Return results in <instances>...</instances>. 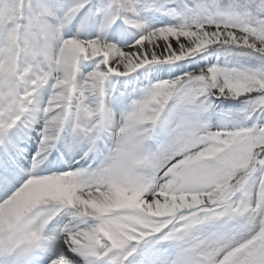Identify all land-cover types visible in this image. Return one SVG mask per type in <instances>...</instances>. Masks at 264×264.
Wrapping results in <instances>:
<instances>
[{
  "label": "snow or ice",
  "instance_id": "obj_1",
  "mask_svg": "<svg viewBox=\"0 0 264 264\" xmlns=\"http://www.w3.org/2000/svg\"><path fill=\"white\" fill-rule=\"evenodd\" d=\"M0 264H264V0H0Z\"/></svg>",
  "mask_w": 264,
  "mask_h": 264
}]
</instances>
